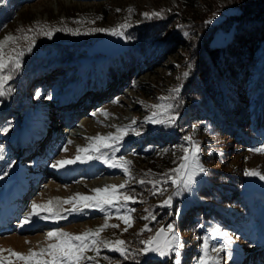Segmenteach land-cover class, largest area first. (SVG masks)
<instances>
[{
  "label": "rangeland",
  "instance_id": "374dc122",
  "mask_svg": "<svg viewBox=\"0 0 264 264\" xmlns=\"http://www.w3.org/2000/svg\"><path fill=\"white\" fill-rule=\"evenodd\" d=\"M11 1L0 2V6L5 5L11 9L7 22L0 21V39L5 35L16 36L17 28L59 26V20L67 22L69 16H74L71 18L79 21L78 27L82 29L87 23L84 16H88L95 20L99 19L102 28H112L125 22L135 27H142L152 22L163 24L167 30L166 36L171 38L172 45L158 50L153 56L142 57L143 62L137 69L125 74L119 72L111 77L107 74L110 56L133 47V44L129 41L125 29H123L124 37L104 32L102 38L95 39L92 44L86 46L92 56L85 59L82 64H72L69 70L58 67L52 61L38 60L41 69L37 67L35 70H29L30 102L21 112L15 113L11 106L9 107L10 100L6 97L10 93L0 97V148L4 150V158L0 160V249L5 250L2 256L11 259L13 264H24L21 260L9 257V252L6 250L10 249L24 255H28L30 251L38 252L42 247L54 242L47 239V232L55 228H63L74 234L88 230L95 231L105 224L106 215L110 214L111 218L107 223L119 227L105 228L99 238L109 241L125 240L130 250L143 247L138 240L154 235L156 229L166 227L168 223H175L184 242L180 252L181 264H183L186 257L191 254L190 244L185 243V234L179 230V218L187 207L198 201V189L207 181V174L197 177V183L191 193L185 192L181 196L174 197L171 208L159 207L161 202L175 191L170 179L164 183L167 179L164 174L178 166L179 162L174 163L176 155H182L178 146H187L184 137L191 135L199 142L200 161L206 169L212 166L224 165L225 168H229L237 165L243 167L245 171L255 169L264 174V153L252 151L264 147V130H260L255 136V145L245 150H239L235 144H232L229 134L226 133L222 136L224 144H220L219 150L226 151L227 163L211 166L205 164L202 159V152L205 151L202 146L203 138L199 140V137L194 135L192 127L186 133L182 132V128H178L177 141L174 143L161 139L145 145V143L139 144V138L132 141L126 136L115 157L123 156L131 161L129 168L135 179H131L128 187L121 191L134 196L135 203L129 201L126 206L121 207L124 204L121 200L117 202L116 207H107L106 212L89 208L83 212L71 213L63 210L71 209L72 205L62 204L60 208L67 219L58 221L33 217L31 223L25 224L23 217L31 210L32 201L45 203L52 199L55 205L57 197L67 199L75 193L95 195L92 191L95 188L110 184L119 185L128 180L129 177L120 168H110L99 160L77 161L64 168H53L51 165L57 160L74 159L78 148L88 147L91 143L88 137L115 133L117 126L129 125L132 120L137 122L134 127L143 131L145 128L143 124H148L145 118L153 111L151 106L163 103L164 101L159 98L174 94L171 93L173 89L179 88L181 94L192 80L203 54L199 40L204 34L213 44L226 43L234 32L235 23L255 6L264 4V0H193L196 14H186L183 11L184 4L190 5L189 0H16L12 5ZM151 12H161L162 18L146 19L143 14ZM243 13L245 14L242 15ZM208 21L211 23H207ZM65 26L66 24L62 27ZM185 32L188 33L187 36ZM54 40L43 42L42 48L35 50L34 58L56 54ZM98 53L107 54L109 58L96 56ZM78 72L84 77L81 81ZM185 73L188 75L185 76ZM71 75H75L74 87L73 80L70 79ZM89 77L93 80L89 81ZM38 91L39 97L36 95ZM69 118L71 123L62 121V119L68 121ZM14 119L18 120L19 125L16 132H12V123H10ZM4 128L8 131H3ZM55 130L60 137L48 138L47 135ZM34 140L39 141L35 144ZM65 146L67 151H64ZM102 151L108 155L112 154L111 149H102ZM163 151H169L168 157L163 160L161 175L152 181H160L161 183L156 187H163L166 191L153 195V185L148 181L145 182L144 190L132 193L130 189L134 183L140 184L139 180L150 176L152 167L149 159ZM13 167L17 170L16 177L9 180L7 176ZM102 167L111 170L113 174H106ZM98 171L100 172L97 173ZM18 189L27 191L28 194L26 193L23 200L11 201L10 198L16 196ZM246 191L248 194L264 193V180L258 176H248ZM259 204L260 216L256 219L258 231L247 228L246 233L242 234L229 232L235 238V243L230 249L226 248L219 254L223 257L221 264H264V202ZM117 208L120 209L119 212ZM133 208L135 212H130L129 210ZM145 209H149L155 215V220L142 219L149 214ZM124 214L134 218V223L128 231H124L126 225L118 219L119 215ZM158 215L159 221H156ZM145 224L153 231H145L141 234ZM213 231L206 235L213 245L225 242L222 235H216L213 239ZM103 249L107 248H101ZM87 255L96 256V253L88 252ZM144 256L163 261L169 258L172 264L175 259V253L169 257H160L154 253ZM197 262L198 258L194 264ZM85 264H114V262L96 256L95 261H86Z\"/></svg>",
  "mask_w": 264,
  "mask_h": 264
},
{
  "label": "trees",
  "instance_id": "16d2710c",
  "mask_svg": "<svg viewBox=\"0 0 264 264\" xmlns=\"http://www.w3.org/2000/svg\"><path fill=\"white\" fill-rule=\"evenodd\" d=\"M189 1L190 5L184 4L183 11L186 14H196L193 0ZM11 2L12 5L16 0ZM10 14V7L0 6V21L7 22ZM71 17L68 18V24L66 20L63 22L59 20V26L55 27L66 24L62 28L78 29L79 35L67 30L56 32L51 38L36 35L31 52L25 51L22 68L15 74L16 79L13 78L8 82L13 91L6 98L10 100L9 107L11 106L13 112H21L30 102L29 72L37 67L41 69L38 60L52 61L58 67L69 70L72 64H82L85 59H89L92 55L88 53L86 46L105 35L104 32L90 31L93 28H102L99 19L84 16L87 23L80 29L78 21H74ZM17 30L16 36H22L23 33ZM125 30L133 47L110 58L104 53L96 55L111 59L108 62V76L114 77L119 72L125 74L135 70L143 62L142 57L153 56L158 50L172 45L171 38L166 36L167 30L163 24L152 22L142 27L129 25ZM28 34L32 35V33ZM49 39H55L53 46L56 54L34 58L35 50L42 48L43 42L46 43ZM199 43L200 48H203L201 50L203 54L192 80L181 94L178 93L179 101L182 103L175 110L179 115L175 125L165 127L152 123L143 124L145 128L139 135L141 138L131 133L127 137L132 141L139 138V144L145 143V145L161 139L174 143L177 141L178 128H182V132L186 133L192 127L194 135L198 136L199 140L203 138L204 163L210 166L226 164L228 160L226 151L219 150L220 144H224L222 136L229 134L230 142L239 150H245L255 145V136L260 130H264V4L255 6L235 23L234 32L226 43L213 44L205 34ZM19 44L27 48L28 41L20 40ZM91 59L90 61H93ZM74 78L75 75H71L70 79ZM79 79L81 81L84 77L81 76ZM88 80L93 79L89 77ZM72 85L76 86L74 80ZM177 102L171 100V103ZM10 123H12V132H16L19 129L18 120L14 119ZM168 152H160L149 159L152 168L150 176L144 178L146 183L161 175L163 160L168 157ZM179 157L176 155L174 163L179 162ZM225 167L212 166L207 169V181L198 189V201L187 207L179 218V230L185 234L184 240L185 243L190 244L191 254L186 257L183 264L195 263L201 252L202 237L216 229L217 225L222 231L239 234L246 233L247 228L258 231L256 219L260 216L259 203L264 202V193H247L248 176L244 174L243 167L237 165ZM144 186L145 183H134L130 191L139 192L144 190ZM156 217H158L156 221H159V215ZM101 256L104 259L108 256L110 259L106 260H111L114 264L118 262L137 264L133 260H124L119 253L109 249L101 250L98 257ZM139 264H172V262L169 258L163 261L159 258L140 256Z\"/></svg>",
  "mask_w": 264,
  "mask_h": 264
},
{
  "label": "snow or ice",
  "instance_id": "6c2138e0",
  "mask_svg": "<svg viewBox=\"0 0 264 264\" xmlns=\"http://www.w3.org/2000/svg\"><path fill=\"white\" fill-rule=\"evenodd\" d=\"M2 2V0H0ZM117 11H120L117 9ZM130 12L132 10H129ZM146 19L149 18H162L161 12H151L143 14ZM79 23V21H78ZM94 23V21H93ZM207 23H211L208 21ZM129 25L127 22L121 23L112 28H93L91 32H107L113 36L124 37L123 29ZM69 31L74 35H79V30L64 29L61 27L51 26H38L36 28L18 29L23 33L22 36L5 35L3 39H0V97L8 95L13 89L8 86V82L12 80L15 74L22 68V57L25 51L31 52L32 47L35 45L36 35H43L51 38L56 32ZM28 33H32L29 35ZM188 35L187 32L184 33ZM20 40L28 41L27 48L21 47ZM9 45H12L9 47ZM185 76L188 73L184 74ZM179 88L173 89L172 92L176 95L170 94L169 96L160 97L159 100L163 103H157L151 106L153 111L145 118V122L152 124H159L165 127H172L175 125V121L178 118V112L175 110L179 107L182 101H179L178 93ZM40 95L39 91L36 93ZM51 97H49L50 99ZM176 100L177 103H171L168 101ZM107 114V113H105ZM136 120H132L129 125L117 126L115 133H108L107 135L97 134L93 137H88L91 143L88 147L78 148L77 155L74 159H65L55 161L51 167L64 168L66 165L74 164L77 161L87 162L90 160L102 161L110 168H120L128 177L124 183L119 185L110 184L105 185L102 188H95L92 191L95 195H85L82 193H75L73 196L62 199L55 198L56 204L52 199H49L45 203H37L32 201L31 210L24 215L23 223H31L33 217H39L42 219H67L66 215L62 214L60 206L62 204H71V209H64L65 212H83L85 209L95 208L101 212H106L107 207H116L117 202L123 201L124 204L121 207L126 206L127 202H136L135 197L122 192L121 190L128 187L129 181L135 179L132 176L129 165L131 161H128L125 157H115V153L120 151V146L126 136L130 133L134 135H141L142 130L134 127ZM3 131L7 132L8 129L4 128ZM187 142V146H178L182 152V155L178 158L179 164L177 167L170 169L168 173L164 175L167 179L164 183H167L170 179L171 184L175 186V191L164 199L159 207L173 206L174 197L181 196L183 193H191L194 185L197 183V177L207 172V169L200 161V145L199 142L194 140L191 135L184 137ZM71 143V141H69ZM102 149H111V155L103 152ZM64 151H67L65 146ZM255 152L264 153V147L252 149ZM4 150L0 148V160L4 158ZM247 176H258L261 180H264V174L255 169L246 170ZM140 184H144V180H139ZM152 183V194L156 195L157 192L161 194L166 191L163 187L157 188L156 185L161 183L160 181H149ZM120 209L117 208V212ZM130 212H135V209H130ZM149 214L142 217L144 220H155V215L149 209H145ZM178 215V213H177ZM110 214L106 215L105 224L96 229L95 231L88 230L80 234H74L65 231L63 228H55L47 232V239L54 241L47 244L46 247H42L38 252L30 251L28 255H24L19 252L6 250L9 252V257H14L17 260H21L24 264H85L86 261H95L96 256L99 255L101 248H107L111 251L118 252L124 260H133L139 264V257L148 255L150 253L157 254L160 257H169L175 253L174 264H181L180 252L184 247L181 234L175 226V223H168L166 227H161L155 230L154 235L149 236L147 239L140 240L139 243L143 245L138 249H129L126 245L127 242L122 239H116L114 241L100 239V233L108 227L118 228L119 225H109L107 220L110 219ZM118 219L122 220L126 225L124 231H128L134 223V218L131 215L124 214L119 215ZM202 227V225H201ZM145 231H153L147 224L141 230V234ZM216 235H222L225 238V242L218 245H213L208 236L202 237L201 251L202 255L198 257L197 264H221L223 257L219 254L224 252L226 248L230 249L231 245L235 243V238L227 231H222L219 225L213 231V239ZM4 249H0V264H13V261L8 257H3L2 252ZM88 252H95L96 256L87 255ZM215 253V255H212ZM228 258H231V252L228 253ZM105 259H110L105 257ZM119 264V262H118Z\"/></svg>",
  "mask_w": 264,
  "mask_h": 264
},
{
  "label": "bare ground",
  "instance_id": "6f19581e",
  "mask_svg": "<svg viewBox=\"0 0 264 264\" xmlns=\"http://www.w3.org/2000/svg\"><path fill=\"white\" fill-rule=\"evenodd\" d=\"M83 109V108H82ZM70 119L71 118H69V122L68 121H65V120H63L62 119V121L65 123H71L70 122ZM65 125V124H64ZM53 133H51V134H48L47 135V137L49 138H52V139H57L58 137H60V135H58L59 133L58 132H56V130L55 131H52ZM39 140H34V142H35V144L38 142ZM102 169H104L103 171L106 173V174H113V172H111V170H109V169H105V167H102ZM69 170H71V169H68V171ZM72 172V171H71ZM100 171H98L97 173H99ZM118 172V171H117ZM70 175H73V173H70ZM64 177V176H63ZM18 191H19V189H18ZM26 193L28 194V192L27 191H24L23 192V190H21L20 192H19V197H18V200H23V198L25 197V195H26ZM16 201V200H15ZM24 203V202H23ZM22 205V204H21ZM17 211H18V209H17Z\"/></svg>",
  "mask_w": 264,
  "mask_h": 264
},
{
  "label": "water",
  "instance_id": "95a60500",
  "mask_svg": "<svg viewBox=\"0 0 264 264\" xmlns=\"http://www.w3.org/2000/svg\"><path fill=\"white\" fill-rule=\"evenodd\" d=\"M16 173H17V170H16L14 167L11 168V170H10V172H9V174H8V176H7V178H8L9 180L15 178V177H16Z\"/></svg>",
  "mask_w": 264,
  "mask_h": 264
}]
</instances>
